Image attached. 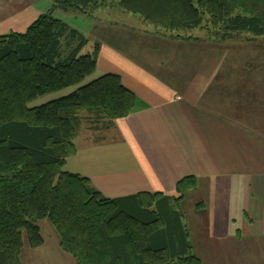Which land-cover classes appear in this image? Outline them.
Segmentation results:
<instances>
[{"label": "trees", "instance_id": "trees-1", "mask_svg": "<svg viewBox=\"0 0 264 264\" xmlns=\"http://www.w3.org/2000/svg\"><path fill=\"white\" fill-rule=\"evenodd\" d=\"M52 1L54 8L86 15L116 3L172 39H185L182 34L208 21L217 41L241 33L264 37V0ZM85 44L51 13L24 33L0 36V264H23L25 244L44 245L38 225L43 220L76 264H202L182 222L181 201L194 187L193 178L178 182V197L109 199L88 178L64 171L83 128L110 130L136 105L116 74L80 85L95 72L99 55L98 46L80 55ZM71 87L76 88L66 96L27 106Z\"/></svg>", "mask_w": 264, "mask_h": 264}, {"label": "crops", "instance_id": "crops-1", "mask_svg": "<svg viewBox=\"0 0 264 264\" xmlns=\"http://www.w3.org/2000/svg\"><path fill=\"white\" fill-rule=\"evenodd\" d=\"M22 7H0L2 20ZM169 37L154 35L143 63L137 50L100 49L96 69L118 75L136 105L110 130L83 128L64 170L109 199L178 197V182L193 178L181 201L182 211L191 194L198 200L191 230L182 221L192 253L202 264L241 262L264 244V78L249 59L258 49Z\"/></svg>", "mask_w": 264, "mask_h": 264}, {"label": "rangeland", "instance_id": "rangeland-1", "mask_svg": "<svg viewBox=\"0 0 264 264\" xmlns=\"http://www.w3.org/2000/svg\"><path fill=\"white\" fill-rule=\"evenodd\" d=\"M11 2L12 5L20 7L22 10L18 16H12L2 20L3 16L0 13V36L6 35L12 32L24 33L29 25H31L40 15L51 13L52 17L66 23L71 29L79 32L86 44L80 51V55L92 54L95 47L101 48H114L121 52H129L137 50L139 52L140 59L143 62H148L151 58L145 56V50L153 44L149 41L154 35H166L162 31L154 29L152 26L144 23L137 15L129 14L121 10L114 3L112 6L104 7L91 14H82L77 11H64L59 8H54L52 0H0V7L6 6ZM11 12V11H9ZM8 12V13H9ZM7 15V13L5 14ZM210 24L209 21L205 22L202 28L194 29L192 31L182 34V37L194 38L193 43L198 48H219L225 44H236L243 46L247 43L251 48H257L258 51H254L253 59L260 66V71L256 73V77L264 78V37H253L247 33H241L230 41H217L210 36ZM169 37V38H170ZM149 42V43H148ZM163 43L166 41H162ZM75 44L78 42L75 41ZM167 44V43H165ZM174 44V43H172ZM242 48H246L243 46ZM249 48V47H248ZM254 50V49H253ZM255 57V58H254ZM234 63V62H233ZM230 65H233L229 61ZM178 68V67H177ZM256 72V71H255ZM105 74L102 69L98 68L95 72L88 76L80 85L88 83ZM77 87V86H76ZM76 87H71L59 92H54L42 97L36 98L29 103V108L39 107L50 101L61 98L70 94ZM66 171V170H64ZM198 200L196 195L191 194L186 198L185 203L182 204V212L185 217L183 222L190 230L189 222H192L195 212L194 208H197ZM152 209H155L152 207ZM41 229V236L44 240V245L37 249H29L25 244L22 263L23 264H76L74 259L61 251L58 245V237L49 221L43 220L38 223ZM190 235V234H189ZM191 243L192 239L189 237ZM264 244H260V251L255 254L253 246L249 247V252L244 258L243 262L228 258L224 260L226 264H264ZM258 247V246H257ZM193 254V253H192ZM194 255V254H193ZM196 256V255H195Z\"/></svg>", "mask_w": 264, "mask_h": 264}]
</instances>
